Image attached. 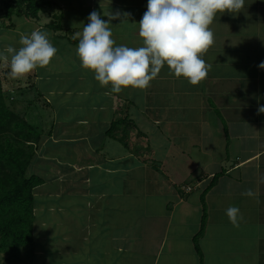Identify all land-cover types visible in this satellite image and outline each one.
<instances>
[{
  "label": "crops",
  "instance_id": "obj_1",
  "mask_svg": "<svg viewBox=\"0 0 264 264\" xmlns=\"http://www.w3.org/2000/svg\"><path fill=\"white\" fill-rule=\"evenodd\" d=\"M147 3L148 0H91V8H111L115 10L113 15L121 13L120 19L111 21L112 38L117 46L140 47L143 42L136 23L147 10ZM125 13L129 14L126 18ZM133 23L134 29L128 27ZM210 28L214 43L202 54L210 69L207 77L195 86L171 74L165 65L146 89L129 87L114 93L111 84L102 87L93 72L81 67L76 55L77 38L74 44H67L68 49H64L67 52L60 54L61 58L71 56L72 66L51 75L61 82L67 80L72 88L66 89L62 84L55 93H44L43 97L60 95L62 91L67 99L82 97L74 98L70 104L97 112L96 121L103 135L114 120V104H123L126 99V106L132 111L131 119L140 129H146L141 130L147 137L159 139L156 142L152 138V145L148 142L149 146L143 149L152 147L158 155L163 153L161 159L156 155L158 165H154L142 158L143 155L125 151L120 144L123 151L103 158L105 163H113L109 171L120 168L126 174L132 171L139 174L120 175L115 179L112 175L104 177L106 181L100 183V189L88 187L91 178L85 176L82 185L88 188L81 194L87 199L83 217L81 211L76 213L74 208L63 211V205L58 207V212L75 214L65 224L54 219L49 223L50 227L60 223L65 231L68 228L67 232L59 231L60 236L57 233L54 236L58 242H70L65 254L71 259L81 256L70 264H264V113L258 112V108L264 106V69L259 68L264 62V0H246L239 13H217ZM70 31L75 33L78 29ZM59 35L54 36L63 39ZM72 89L76 94H68ZM99 96L102 100L96 102ZM108 111L112 114L108 119L110 124L101 114ZM140 117L149 122L146 127L138 123ZM81 124L83 126L85 121ZM41 147L39 153L44 147L48 149L46 142ZM39 153L38 159L44 162ZM168 155L174 162L160 171ZM100 159L88 167L103 168L104 161L101 163ZM216 174L218 179L208 188ZM187 177L193 178L191 181L195 184L184 185ZM63 187L58 199L65 191L71 195V185L65 183ZM185 187L191 191L186 193ZM248 189L254 192V197L244 195ZM205 190L207 224L197 243L198 254L193 238L200 229V195ZM135 195L160 200L164 207L160 210L158 204L154 213L143 212L145 215L135 220L128 216L125 224L131 209L124 205L113 209L109 201ZM230 206L240 209L238 226L226 215ZM109 209L115 212L114 219L123 211L122 220L118 217L120 224L116 220L108 221L110 218L105 215Z\"/></svg>",
  "mask_w": 264,
  "mask_h": 264
},
{
  "label": "rangeland",
  "instance_id": "obj_2",
  "mask_svg": "<svg viewBox=\"0 0 264 264\" xmlns=\"http://www.w3.org/2000/svg\"><path fill=\"white\" fill-rule=\"evenodd\" d=\"M50 1L53 2L56 6L54 7V11L51 12L49 10H46L43 13L39 14V21L27 20L22 16L16 15L17 12L15 11V14L11 17V23L13 24L12 26H10V22L8 20L2 21L1 17L6 10V5L5 3H0V52L4 53L5 56H8L6 50L9 46L16 49H19L21 47L19 43L21 34H30L33 30L42 29L50 33V41L58 49V54H56L55 57L50 61L49 65L45 66L48 67V69L45 67L37 68L21 78L13 79L10 76V56L7 60H2L0 65V79L2 83V89L4 93L9 96L6 101L8 107L24 117L29 114L28 118L26 117V120L30 121V123L33 126H36L39 132L42 133L43 140L41 146H44L45 142L52 138L53 135H57V142H61L53 149H46V147H44L42 153H39L40 149H38L39 156L42 155L39 158H44V162L40 160L39 163L33 164L27 174L42 176L46 181V183L42 187L38 188V191H36L35 193L36 197H38L36 201H41L42 204H40L35 211L37 220L33 229L34 257L27 264H70L72 260H75L77 257H81L79 255H76L75 258L73 257L71 259V256H67V254H65L67 251L66 247L71 245L70 242L68 244L67 242L66 244H64L62 241L58 242V238L54 236L56 235V233L59 234L62 231L64 232L65 226L61 225L65 224L69 220L71 215H75L73 211L72 213H70V211H63L74 208L76 209V213H79L81 211L80 214L83 217L87 206V199L81 197L82 191L85 192L88 187H90L91 189H100V187H102L100 186V183L106 181L104 177L108 178V176L110 175H112V178L115 179L119 178L118 176L120 175L121 177H124L130 176L131 174H134L135 176L139 174L138 171H132L126 174V172H122L120 168H118L117 171H109L113 168V163H105V159H103L104 156H115L116 154L118 155L119 151H123V149L122 147L120 149V143L116 142L114 138H110L108 136L105 137V135H103V131H101L98 124L99 122L96 121L98 119L97 112H92L91 110L86 111V108H83V110H81V108L73 107L70 103H72V101H75L74 98H77L69 97L68 100L67 96L65 97L64 91H62L60 95L52 94V96L46 98L37 97L36 94H38V90L41 92V94H51L52 92L55 93V91H57L59 88H62V84L65 85L66 89L72 88V84L67 80L61 82L57 77L55 78L51 75L55 74V72L58 70L67 71L68 67L72 66L71 63L73 61H71V56L67 55L70 59L66 56L64 58L60 57V54H62L63 52H67L64 49H68V39L71 40L77 37V33H82L83 25L87 23L85 22V19L88 18L91 12L96 11L100 13L102 19L108 17L104 14L107 15L109 13L112 14L113 12H115V10L111 8L93 10L91 8V0ZM54 13L62 14V18L60 20L62 27L61 32H53L49 28L45 27L51 19L50 15H53ZM1 23L4 24V27H1ZM134 26L135 24L133 23L132 27H128L134 29ZM71 29H78V31L73 33V35L67 34L68 39L63 38L59 40L54 36L55 34L64 35L66 30ZM127 30H129V28H127ZM124 41L127 42V40L125 39ZM31 84H35V86H33L32 88ZM80 84L81 83H79V85ZM75 92L76 91L72 89L71 92H68V94H76ZM81 98L82 97L77 100H80ZM101 100L102 98L99 96L96 102H101ZM48 102L50 103L48 104ZM114 105L116 113L113 116V121L121 116L120 112L118 111L120 105H122L123 109L122 116H124L126 112L129 114V117L132 115L131 109L127 110L125 108L126 104L125 107L123 106V104ZM101 114L102 117L106 120H108L112 116L109 111L106 113L102 112ZM83 121H85V124L81 126V123ZM139 122H142L145 127L149 123L148 121L145 122V120L141 117L138 120V123ZM106 123L110 124V120H108V122ZM141 129L144 132L146 131V129H144L143 127H141ZM136 134V131L131 129L128 138L130 147L129 149H125V151H128L131 154H135L136 156L143 155L142 158H146V160L148 159V161L154 162V165H158L155 163V160H157L156 155H158V153L154 152L152 147L143 149L149 146L148 142H150V144L152 145V142L150 140H152V138L154 137L148 136L147 139H145L144 136L136 137ZM154 139L156 142L159 141V139ZM47 148H49L48 145ZM100 149L102 150L100 151ZM150 152H153L154 155ZM159 154V159H161L163 153ZM99 158H101V163L102 161H104V164L102 163L103 168L94 169L93 167H88L89 165L96 163ZM142 160L143 159H141V161ZM173 162L174 161L172 160V158L168 155L165 160L164 168L160 169V171H164L163 169L166 168L168 169V167H170ZM169 170L171 171V169ZM141 173L142 172H140L139 176H141ZM182 173L185 174L184 171H182ZM85 176L91 178V184L88 187H86V185H82L85 181ZM48 178L53 179V181L49 180ZM181 179H183V177ZM192 179L193 178L188 177L185 178V181L183 182L184 185L193 183V181H191ZM65 183L71 185V195L68 194V191H65L64 195H61L60 199H58L59 195L62 194L64 190V187L62 188V184ZM194 184L195 183H193V185ZM114 185L120 188L124 187L120 184ZM148 187L152 188L150 185H148ZM133 188H135L134 185ZM158 204L161 205L160 210H162L164 207L163 203L160 202V200H152L147 195L146 197H137L135 195L132 198L123 196L122 198L119 197L118 199L109 201V206H112L113 209L124 206H128L127 208L131 209V211L127 212V217L124 221L125 224L127 222L128 216L129 219L133 220L134 218L135 220L138 216H144L145 214L143 212L154 213L155 209L159 208ZM62 205L64 207L62 208L63 211L58 212V207H61ZM53 209L55 210L53 211ZM110 210L111 209H109L108 211L106 210L105 215L110 218L108 221L112 219L114 221L116 220L115 222L120 224L118 217L120 216V219L122 220L123 211H119L116 216L117 219H114V216L116 214L114 211ZM53 219L57 223H62H59L57 226L51 223L53 227H56V229L50 227L51 225H49L50 221H52ZM66 230L68 231V228H66ZM52 236L55 237L53 238V240L51 239ZM58 236H60V234ZM72 242H74L75 244L77 243L76 240H72ZM69 249L71 248L68 247V250ZM1 263L5 264L4 262Z\"/></svg>",
  "mask_w": 264,
  "mask_h": 264
},
{
  "label": "clouds",
  "instance_id": "obj_3",
  "mask_svg": "<svg viewBox=\"0 0 264 264\" xmlns=\"http://www.w3.org/2000/svg\"><path fill=\"white\" fill-rule=\"evenodd\" d=\"M246 0H148L147 10L138 24L143 46L116 45L110 27L112 20L121 18V13L101 14L93 11L82 33H77L76 55L81 67L94 73V79L103 86L111 84V91L122 89H146L168 66L170 73L184 78L191 85L204 80L210 66L202 54L214 43L210 28L217 13H239ZM129 14L125 13V18ZM50 33L33 30L21 34L19 49L9 46L8 56L0 52V60L10 56V76L21 78L37 68L49 65L58 49L50 41ZM264 69V62L259 64ZM264 113V106L258 108ZM244 195L254 197L248 189ZM226 215L234 226H238L240 209L230 206Z\"/></svg>",
  "mask_w": 264,
  "mask_h": 264
},
{
  "label": "trees",
  "instance_id": "obj_4",
  "mask_svg": "<svg viewBox=\"0 0 264 264\" xmlns=\"http://www.w3.org/2000/svg\"><path fill=\"white\" fill-rule=\"evenodd\" d=\"M1 2L6 5V10L1 17L2 21L8 20L10 26L13 25L11 17L15 11L17 12L16 15L27 20L39 21V14L46 10L53 12L54 7H56L50 0H1ZM50 18L45 27L53 32H61L62 14L54 13L50 15ZM1 24V27H4V24ZM67 34L73 35V31L66 30L65 34H60L59 37L68 39ZM68 41L71 44L77 42L75 38L68 39ZM1 62L2 60H0V65ZM31 86L33 88L35 84H31ZM37 93L38 98L43 97L39 90ZM8 97L2 89L0 79V264H2L1 262L5 264H27L34 257L33 229L37 220L35 211L42 203L36 201L38 197L35 193L37 188L46 182L42 176L27 174L33 164L40 162L37 152L41 147L43 136L36 126L26 120L29 114L24 117L8 107L6 102ZM125 102H127L126 99L123 101L124 107ZM125 108L130 109L127 106ZM122 110V105H120L118 111L121 116L111 122L109 128L105 130V135L117 139L125 149H129L128 138L131 129L136 131V137L144 136L147 139V135L140 130L127 112L122 116ZM53 138L57 141V135H53L46 141V146H49L48 149H53L61 143H54ZM152 168L156 169L155 166ZM217 179L218 174L213 176L208 188ZM184 189L186 193L191 191L188 187ZM206 191L200 195L202 206L200 229L193 238L194 248L198 254H200V250L197 243L204 234L207 219L204 199Z\"/></svg>",
  "mask_w": 264,
  "mask_h": 264
},
{
  "label": "built area",
  "instance_id": "obj_5",
  "mask_svg": "<svg viewBox=\"0 0 264 264\" xmlns=\"http://www.w3.org/2000/svg\"><path fill=\"white\" fill-rule=\"evenodd\" d=\"M187 191H189V189H187Z\"/></svg>",
  "mask_w": 264,
  "mask_h": 264
}]
</instances>
